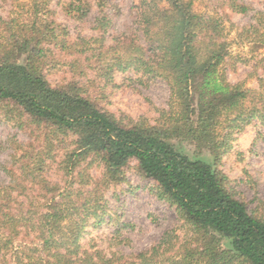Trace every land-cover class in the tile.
I'll list each match as a JSON object with an SVG mask.
<instances>
[{
  "label": "trees",
  "instance_id": "1",
  "mask_svg": "<svg viewBox=\"0 0 264 264\" xmlns=\"http://www.w3.org/2000/svg\"><path fill=\"white\" fill-rule=\"evenodd\" d=\"M0 1L12 7L0 16V116L23 134L0 141V264H264V201L250 208L221 169L232 135L264 128L263 81L253 90L226 78L224 22L250 15L257 26L241 27L238 39L263 46L264 7L215 0L200 13L194 0H137L135 28L107 37L106 0H58L59 10L52 0ZM85 28L93 33L81 35ZM254 66L264 72V58ZM155 81L169 99L154 124L102 107L114 91ZM28 132L42 143L35 152ZM174 141L208 151L212 163L191 160ZM133 162L182 234L174 228L128 255L83 244L109 209L105 192Z\"/></svg>",
  "mask_w": 264,
  "mask_h": 264
},
{
  "label": "rangeland",
  "instance_id": "2",
  "mask_svg": "<svg viewBox=\"0 0 264 264\" xmlns=\"http://www.w3.org/2000/svg\"><path fill=\"white\" fill-rule=\"evenodd\" d=\"M109 3L108 9L111 13V24L107 37L118 35L129 30H133L134 4L137 0H106ZM255 11H260L264 7V0H243ZM58 0H52L51 6L59 10ZM215 0H194V6L200 13L211 10ZM11 6L4 5L0 1V16L7 17ZM217 10H222L217 8ZM58 12V11H57ZM255 14V13H254ZM253 15V14H252ZM92 12L88 19L93 18ZM250 19V15L242 17L233 14L230 18L233 27L225 23L228 32L227 42L229 46V56L226 58L224 70L229 83L242 84L243 88L257 90L259 80L264 83V72L254 65L257 60L264 58V45L257 48L246 42H241L238 35L241 27L249 24L257 26L256 19ZM58 20L67 26L73 23L62 15H58ZM89 28H85L81 35L91 34ZM121 79L116 77V81ZM264 92V91H263ZM169 92L166 85L161 81H155L149 88L139 91H114L102 102V107L115 115H125L133 120L144 119L154 124L159 116L160 110L167 108ZM264 132V128L257 126H247L241 132L232 135L231 150L222 158L221 169L232 181H235L236 191L250 208H254L264 201V140L257 137V131ZM22 131L14 128L10 123L0 116V141L3 139H20L23 137ZM29 144H33L31 150L36 151L42 143L37 139L38 134L27 133ZM13 142V141H12ZM179 151L186 154L191 160L202 159L212 163V156L208 151H199L191 144L174 141ZM7 153H3L1 159H5ZM51 162V161H49ZM94 177L99 176V169L90 170ZM48 178L52 183H56L64 190V180L60 172L57 173L53 167L48 173ZM63 180H61V179ZM125 182L117 186H111L105 192V199L108 202V211L103 218V223L96 228H89L87 235L82 240L84 244L91 240L95 241L97 247L105 253L113 249L120 250L122 254L128 255L137 253L157 242L162 235L176 228L178 234L179 222L173 208L160 202L157 199V190L154 182L143 179L134 169V162L130 164L125 173ZM0 174V180H2ZM25 185L30 186V183ZM234 186V187H235ZM31 196L34 192L30 193ZM254 197L256 200L254 202ZM125 225L126 227H122Z\"/></svg>",
  "mask_w": 264,
  "mask_h": 264
}]
</instances>
